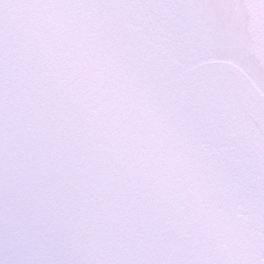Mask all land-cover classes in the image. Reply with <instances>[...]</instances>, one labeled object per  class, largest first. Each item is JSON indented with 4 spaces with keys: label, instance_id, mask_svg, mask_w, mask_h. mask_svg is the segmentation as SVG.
Returning <instances> with one entry per match:
<instances>
[{
    "label": "snow or ice",
    "instance_id": "1",
    "mask_svg": "<svg viewBox=\"0 0 264 264\" xmlns=\"http://www.w3.org/2000/svg\"><path fill=\"white\" fill-rule=\"evenodd\" d=\"M0 264H264V0H0Z\"/></svg>",
    "mask_w": 264,
    "mask_h": 264
}]
</instances>
